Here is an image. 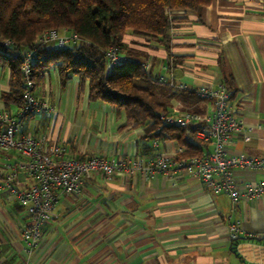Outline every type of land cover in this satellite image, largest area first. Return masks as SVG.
I'll return each mask as SVG.
<instances>
[{"label":"crops","instance_id":"0c3cea01","mask_svg":"<svg viewBox=\"0 0 264 264\" xmlns=\"http://www.w3.org/2000/svg\"><path fill=\"white\" fill-rule=\"evenodd\" d=\"M171 16L168 44L127 35L123 54L150 63L152 77L172 76L176 83L187 85L178 89L152 81L174 113H209L211 102L196 89L226 81L235 114L251 126L235 138L229 151L261 155L264 0H214L200 14L177 9ZM9 71L0 66V110L4 109L1 93L9 90ZM35 94L57 110L51 116L44 112L29 116L25 130L47 135L69 156L118 159L154 151L176 156L182 151L174 140L144 139V126L128 121L124 108L89 98L88 80L83 83L76 75L63 83L50 67ZM146 143L149 152L143 149ZM20 162L16 150H0V264H260L264 259V238L249 236L264 235V195L233 203L184 171L130 179L87 174L79 194L58 198L42 241L29 248L21 234L23 212L1 186L3 165L18 167ZM17 172L18 183L29 184L22 167ZM233 174L240 183L264 179L258 169L235 168ZM237 222L241 235L232 241L229 227Z\"/></svg>","mask_w":264,"mask_h":264},{"label":"built area","instance_id":"2783aa9c","mask_svg":"<svg viewBox=\"0 0 264 264\" xmlns=\"http://www.w3.org/2000/svg\"><path fill=\"white\" fill-rule=\"evenodd\" d=\"M9 43V42H7ZM87 44L75 33L63 32L51 28L44 31L35 40L31 50L26 51L22 62L24 74V102L16 110H0V150H16L21 158L18 167H22L29 184L21 185L17 181L18 167L4 164L2 188L20 206L25 221L22 238L29 248L36 247L43 239V229L54 216L55 203L60 196L79 194L84 186V176L100 174L105 179L122 175L130 179L136 175L153 178L159 174L171 175L184 171L189 176L198 177L203 185L214 193L226 194L233 203L241 199H260L264 195V179L240 183L233 174V169H258L264 172V152L259 156L236 154L229 151V146L237 136L251 130L241 118L237 117L236 108L230 100V92L222 84L216 87H199L197 94L211 102V110L201 114L192 110L180 113L167 111L159 116L164 123L181 127L196 126V136L212 145L211 151L203 156H191L177 159L174 155L154 151L151 154L122 156L118 159L106 155H91L81 158L66 154L65 147L51 142L47 135L25 130V120L36 112L48 116L56 113L55 105L35 95L32 79V64L41 48L69 49L74 45ZM105 59L110 65H118L128 60L112 45L105 50ZM150 73V63H143ZM155 81L186 89L184 82L176 83L172 76L154 77ZM156 146V141H154ZM239 223L229 227L232 241L239 239ZM251 238H264L263 234L249 235ZM260 264H264V259Z\"/></svg>","mask_w":264,"mask_h":264},{"label":"trees","instance_id":"16d2710c","mask_svg":"<svg viewBox=\"0 0 264 264\" xmlns=\"http://www.w3.org/2000/svg\"><path fill=\"white\" fill-rule=\"evenodd\" d=\"M213 1L0 0V66L10 69L9 90L1 93L4 109L22 106L25 53L33 48L39 35L55 28L75 33L88 43L69 49L44 47L37 51L31 75L35 87L50 67L58 71L63 83L76 75L83 83L88 80L89 98L124 108L128 121L144 126V139L176 141L182 147L175 156L177 159L207 155L210 143L196 136V126L181 127L159 119L160 114L169 111L168 102L155 92L154 76L145 71L141 61L128 55V60L121 64L110 65L104 53L115 45L123 54L127 35H142L166 45L172 11L183 9L200 14ZM221 83L231 99L229 84ZM187 92L196 95L193 90ZM150 147L146 143L143 149L149 152Z\"/></svg>","mask_w":264,"mask_h":264},{"label":"rangeland","instance_id":"374dc122","mask_svg":"<svg viewBox=\"0 0 264 264\" xmlns=\"http://www.w3.org/2000/svg\"><path fill=\"white\" fill-rule=\"evenodd\" d=\"M12 110H16L15 108H13ZM5 170V169H4ZM5 172V171H4ZM2 176H3V174H2ZM2 176H1V179H2Z\"/></svg>","mask_w":264,"mask_h":264}]
</instances>
